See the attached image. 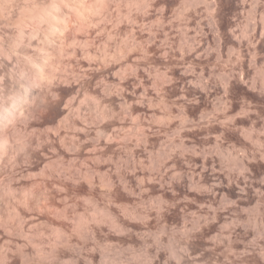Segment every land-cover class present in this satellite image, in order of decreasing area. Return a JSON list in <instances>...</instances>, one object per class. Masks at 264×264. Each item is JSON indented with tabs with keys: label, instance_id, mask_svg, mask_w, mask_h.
<instances>
[{
	"label": "rangeland",
	"instance_id": "obj_1",
	"mask_svg": "<svg viewBox=\"0 0 264 264\" xmlns=\"http://www.w3.org/2000/svg\"><path fill=\"white\" fill-rule=\"evenodd\" d=\"M106 1L115 40L95 42L117 48V93L114 119L101 124V172L79 181L83 197L71 192L72 221H57L69 243L52 250L67 260L27 254L21 263L246 262L249 219L264 222V0ZM107 72L91 87L112 80ZM97 95L108 107L112 95ZM42 223L13 237L27 253L37 237L51 248ZM221 228L230 240L212 237Z\"/></svg>",
	"mask_w": 264,
	"mask_h": 264
},
{
	"label": "bare ground",
	"instance_id": "obj_2",
	"mask_svg": "<svg viewBox=\"0 0 264 264\" xmlns=\"http://www.w3.org/2000/svg\"><path fill=\"white\" fill-rule=\"evenodd\" d=\"M23 1L0 0V264L23 263L27 254L65 257L52 250L57 240L69 243V229L57 223L63 226L72 221L71 192L76 189L83 197L85 188L80 183L91 173L101 172V139L106 135L102 120L114 119L116 113L112 94L117 93V48L114 45L108 51L104 42L115 40L116 23L107 1ZM100 34H105L106 40L97 45L95 36ZM89 70L95 74H89ZM105 71L113 79L101 80L100 84L97 81V89L96 85L91 87V82ZM96 94L112 95L108 107L101 105ZM88 106L91 117L86 114ZM89 152L95 162L92 169L85 155ZM253 217L249 219L253 236L239 251L246 261H240L242 264L250 260L264 264V222ZM42 222L54 236L47 238L49 244L52 241L51 248L46 250L43 241L47 240L37 237L27 253L24 243L13 237L23 236L26 226ZM226 230L221 228L212 237L230 240ZM233 245L228 252L238 253Z\"/></svg>",
	"mask_w": 264,
	"mask_h": 264
}]
</instances>
